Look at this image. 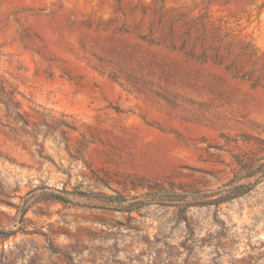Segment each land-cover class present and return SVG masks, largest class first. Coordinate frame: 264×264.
<instances>
[{"label": "rangeland", "instance_id": "rangeland-1", "mask_svg": "<svg viewBox=\"0 0 264 264\" xmlns=\"http://www.w3.org/2000/svg\"><path fill=\"white\" fill-rule=\"evenodd\" d=\"M0 264H264V0H0Z\"/></svg>", "mask_w": 264, "mask_h": 264}, {"label": "trees", "instance_id": "trees-1", "mask_svg": "<svg viewBox=\"0 0 264 264\" xmlns=\"http://www.w3.org/2000/svg\"><path fill=\"white\" fill-rule=\"evenodd\" d=\"M244 187H245V185H243V184H239V185L235 186L231 190L233 193L231 192V194H229L230 192L228 191L226 194H224V196L218 197L217 200H216V203L220 204L222 202L228 201L229 199H233V198H235L237 196H240V195L244 194L246 192V191H244V189H246ZM194 194H196L195 197H194L195 199L203 198V196L201 194H199L198 192H194ZM226 195H229V196H227V198H224V197H226ZM118 203L122 204L123 200L119 199ZM200 205H203V204H201L199 202H189V201L185 202V206L186 207H193V206H200ZM133 210H134V208H131L129 205H127V206H122L119 211L129 212L130 213Z\"/></svg>", "mask_w": 264, "mask_h": 264}]
</instances>
